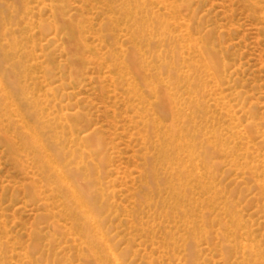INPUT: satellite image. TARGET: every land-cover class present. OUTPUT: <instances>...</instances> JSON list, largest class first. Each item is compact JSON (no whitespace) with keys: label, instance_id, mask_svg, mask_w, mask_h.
Returning a JSON list of instances; mask_svg holds the SVG:
<instances>
[{"label":"rangeland","instance_id":"rangeland-1","mask_svg":"<svg viewBox=\"0 0 264 264\" xmlns=\"http://www.w3.org/2000/svg\"><path fill=\"white\" fill-rule=\"evenodd\" d=\"M114 257L264 264V0H0V264Z\"/></svg>","mask_w":264,"mask_h":264},{"label":"bare ground","instance_id":"bare-ground-1","mask_svg":"<svg viewBox=\"0 0 264 264\" xmlns=\"http://www.w3.org/2000/svg\"><path fill=\"white\" fill-rule=\"evenodd\" d=\"M12 103H13L12 98L9 95L5 96V104L8 106V108L11 107ZM39 157L43 158L44 160H46L48 162H50V158H49V156L47 154L40 155ZM52 168H53L54 172L57 174L58 179L60 181V184L67 185L68 180H67L66 175L64 174V171L61 168H59V166H56V165L52 166ZM71 196L74 199L73 200L74 202H76L77 204L83 205L81 203L80 198H79L80 196H79L78 192L76 191V189L73 186L71 187ZM86 214H87V217L90 218V214H89L88 211L86 212ZM100 239L103 241L104 236L101 235ZM114 261H115L116 264H121L119 262V260L117 258H115V257H114Z\"/></svg>","mask_w":264,"mask_h":264}]
</instances>
